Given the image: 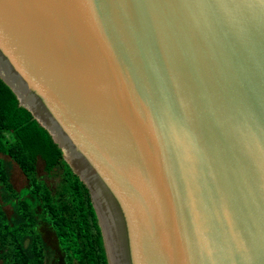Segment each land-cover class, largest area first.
<instances>
[{"label":"water","instance_id":"obj_1","mask_svg":"<svg viewBox=\"0 0 264 264\" xmlns=\"http://www.w3.org/2000/svg\"><path fill=\"white\" fill-rule=\"evenodd\" d=\"M0 78L108 264H264V0H0Z\"/></svg>","mask_w":264,"mask_h":264},{"label":"trees","instance_id":"obj_2","mask_svg":"<svg viewBox=\"0 0 264 264\" xmlns=\"http://www.w3.org/2000/svg\"><path fill=\"white\" fill-rule=\"evenodd\" d=\"M0 153L18 165L40 204V213L35 214L19 199L18 218L11 223L0 209V264H45L44 244L37 229L40 222L54 233L65 264H108L87 187L63 159L47 130L18 104L1 78ZM38 159L45 171L59 170L60 181L54 189L36 177ZM0 187L2 193L16 194L1 160ZM27 238L30 241L25 244Z\"/></svg>","mask_w":264,"mask_h":264},{"label":"rangeland","instance_id":"obj_3","mask_svg":"<svg viewBox=\"0 0 264 264\" xmlns=\"http://www.w3.org/2000/svg\"><path fill=\"white\" fill-rule=\"evenodd\" d=\"M0 160L3 162V166L6 173V178L11 185L12 190L16 194H11L10 191L2 193L3 188L0 187V209L3 212L4 217L11 223L18 218L17 201L22 199L26 201L29 208L35 213H40V204L37 197L30 191V186L26 177L18 167L8 156L0 153ZM36 177L42 180L50 188L54 189L60 181V173L57 169L51 171H45L43 163L38 159L35 163ZM6 194L7 196H5ZM1 220V217H0ZM37 226L38 233L44 244L45 264H65L63 260L62 251L58 247L56 237L52 230L48 228L43 222H40ZM29 239H25V244L29 243Z\"/></svg>","mask_w":264,"mask_h":264}]
</instances>
